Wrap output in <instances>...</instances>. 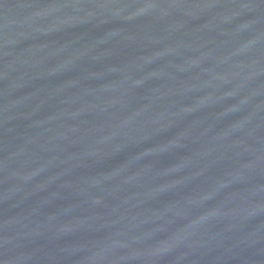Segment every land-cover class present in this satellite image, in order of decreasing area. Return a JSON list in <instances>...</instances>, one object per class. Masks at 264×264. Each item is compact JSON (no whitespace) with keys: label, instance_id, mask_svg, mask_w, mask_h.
<instances>
[{"label":"water","instance_id":"obj_1","mask_svg":"<svg viewBox=\"0 0 264 264\" xmlns=\"http://www.w3.org/2000/svg\"><path fill=\"white\" fill-rule=\"evenodd\" d=\"M0 264H264V0H0Z\"/></svg>","mask_w":264,"mask_h":264}]
</instances>
